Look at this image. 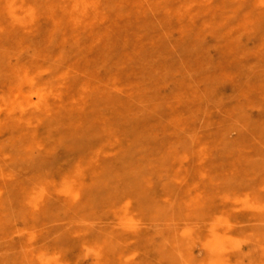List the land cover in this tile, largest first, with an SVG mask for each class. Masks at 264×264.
<instances>
[{
    "label": "rangeland",
    "instance_id": "obj_1",
    "mask_svg": "<svg viewBox=\"0 0 264 264\" xmlns=\"http://www.w3.org/2000/svg\"><path fill=\"white\" fill-rule=\"evenodd\" d=\"M0 264H264V0H0Z\"/></svg>",
    "mask_w": 264,
    "mask_h": 264
},
{
    "label": "bare ground",
    "instance_id": "obj_2",
    "mask_svg": "<svg viewBox=\"0 0 264 264\" xmlns=\"http://www.w3.org/2000/svg\"><path fill=\"white\" fill-rule=\"evenodd\" d=\"M261 1V0H260ZM76 21V20H75ZM46 94V93H45ZM35 102V101H34ZM44 103V102H43ZM42 104V103H41ZM47 104V103H46ZM47 107V106H46ZM2 110V109H1ZM181 160V159H180ZM69 189V188H68ZM70 190V189H69ZM71 191V190H70ZM74 192V191H73ZM71 193V192H70ZM73 194V193H72ZM132 219V218H131ZM202 256V255H201Z\"/></svg>",
    "mask_w": 264,
    "mask_h": 264
}]
</instances>
